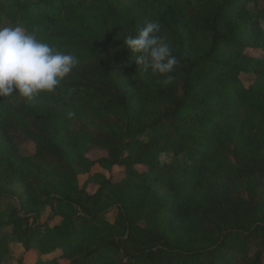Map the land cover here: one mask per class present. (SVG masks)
Segmentation results:
<instances>
[{
	"label": "trees",
	"instance_id": "trees-1",
	"mask_svg": "<svg viewBox=\"0 0 264 264\" xmlns=\"http://www.w3.org/2000/svg\"><path fill=\"white\" fill-rule=\"evenodd\" d=\"M148 22L177 58L169 83L124 44ZM3 26L78 61L50 93L0 98L10 144L36 145L30 174L51 172L0 170L17 264L32 251V264H264V0H0ZM64 105L88 123H71L69 141ZM90 149L106 152L99 168L125 170L117 183L91 175L94 193L78 185ZM55 202L60 223L40 224Z\"/></svg>",
	"mask_w": 264,
	"mask_h": 264
},
{
	"label": "clouds",
	"instance_id": "clouds-1",
	"mask_svg": "<svg viewBox=\"0 0 264 264\" xmlns=\"http://www.w3.org/2000/svg\"><path fill=\"white\" fill-rule=\"evenodd\" d=\"M158 22H148L136 36L124 40L135 56V63L144 72L166 76L174 71L177 58L163 43ZM78 63L71 54H64L37 39L23 26L0 27V98L19 95L31 100L41 93L54 91Z\"/></svg>",
	"mask_w": 264,
	"mask_h": 264
},
{
	"label": "rangeland",
	"instance_id": "rangeland-1",
	"mask_svg": "<svg viewBox=\"0 0 264 264\" xmlns=\"http://www.w3.org/2000/svg\"><path fill=\"white\" fill-rule=\"evenodd\" d=\"M248 54L255 55L254 52L248 51ZM241 78L244 80L245 85L250 84L253 81L251 75H242ZM86 114L83 110L77 109L75 107H71L68 105H64L62 107V121H61V129L58 131V138L60 140L69 139V134H71L69 128L72 123V128L79 129V127L83 128V125H87L86 123ZM85 122V123H84ZM84 123V124H83ZM17 141V140H16ZM19 146L18 149L10 144L9 138L4 131L0 129V170L8 161H12L15 164H18L23 171H25L26 175L29 178H34L33 176H46L50 173H45L40 170H35L36 173L30 174L34 169L33 166H30L28 160L24 157H28L35 153L36 145L30 140H24L22 143L18 140ZM101 156H106V152L102 150H93L90 149L87 151V157L91 160L88 165V173L84 175H80L78 177V185L79 190L84 188L85 192L94 193L97 191L98 186L93 183H87L89 177L93 174H102L107 178L111 179L114 183L120 181L124 175L125 170L121 167L114 168L111 171L104 170L99 168V166L93 163L97 158ZM170 160L167 156H161L162 162H168ZM138 167V166H137ZM139 169V167L137 168ZM141 169V168H140ZM83 191V190H82ZM202 193L195 196L194 198H201ZM17 203L13 198H0V211H5L9 209L17 208ZM58 207V203L55 202L53 206L46 205L41 209V215L39 219L40 224H48L50 226L57 225L60 223V218L55 214ZM115 210H108L103 214V218L108 222H114ZM142 222V221H141ZM23 255L22 246L16 241V239L11 234V227L4 226L0 229V264H17V261ZM28 264H32L35 260V252H31L25 257ZM61 264H65L61 262Z\"/></svg>",
	"mask_w": 264,
	"mask_h": 264
}]
</instances>
